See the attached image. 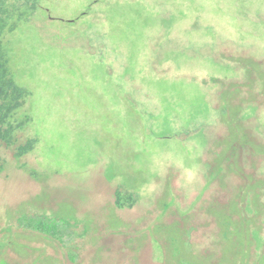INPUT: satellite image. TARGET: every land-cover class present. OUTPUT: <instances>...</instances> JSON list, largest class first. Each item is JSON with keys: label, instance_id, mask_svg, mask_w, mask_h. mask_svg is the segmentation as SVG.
Returning a JSON list of instances; mask_svg holds the SVG:
<instances>
[{"label": "rangeland", "instance_id": "374dc122", "mask_svg": "<svg viewBox=\"0 0 264 264\" xmlns=\"http://www.w3.org/2000/svg\"><path fill=\"white\" fill-rule=\"evenodd\" d=\"M9 5L0 264H264V0Z\"/></svg>", "mask_w": 264, "mask_h": 264}, {"label": "trees", "instance_id": "16d2710c", "mask_svg": "<svg viewBox=\"0 0 264 264\" xmlns=\"http://www.w3.org/2000/svg\"><path fill=\"white\" fill-rule=\"evenodd\" d=\"M9 0H0V141H2L5 145L8 147L13 144V134L16 130V127L22 128V125L20 126H13L11 123H9V120L14 118L15 113L23 107V104H26L27 100L30 98L31 93L26 90L25 88L21 87L13 78V75L10 70V60L8 57V54L6 53L5 49V37L7 33H13L17 27L13 24V21L18 14V11L11 12L9 7ZM35 10V8L33 9ZM72 24L75 22H71ZM70 36L72 37L74 35V30H72ZM90 38V35L85 39L87 40ZM84 40V41H85ZM81 42L73 43L69 45L70 48H76L80 46ZM91 43H87L86 48L90 47ZM56 45L58 47H67V45L64 43L62 44L61 40H56ZM35 144H37L35 141L30 140L28 144L24 147H22L19 151V154L17 155V158H22L25 155H27L29 152H33L35 149ZM238 146H235L237 148ZM243 172V170L241 169ZM249 184L241 186V192L240 194L242 196H249L254 197L256 194L260 195L261 191H254ZM123 196V193L121 190L116 191V205L117 207H132L135 203H127L126 201H119ZM238 206L240 208H243V202L241 201L238 203ZM169 208V207H168ZM167 208V209H168ZM170 209V208H169ZM37 224V225H36ZM35 227L37 229L34 230V233H42L46 234L47 236H53L56 237L55 229L56 227L54 224L50 225L49 223H45L42 221H38L36 223ZM259 230H262L261 224L256 225ZM193 232H196L192 229ZM200 231H202L200 229ZM200 233V232H198ZM209 235L207 234V237ZM246 251L248 254H253L254 249L252 246H248L246 248Z\"/></svg>", "mask_w": 264, "mask_h": 264}]
</instances>
